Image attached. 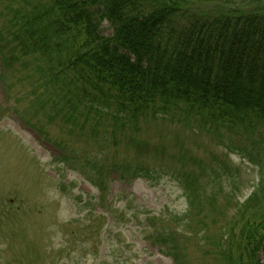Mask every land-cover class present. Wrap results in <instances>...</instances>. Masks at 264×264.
Segmentation results:
<instances>
[{
	"label": "trees",
	"instance_id": "1",
	"mask_svg": "<svg viewBox=\"0 0 264 264\" xmlns=\"http://www.w3.org/2000/svg\"><path fill=\"white\" fill-rule=\"evenodd\" d=\"M0 62L9 96L16 91L24 107L16 113L44 138L46 124H55L101 153L113 144L133 155L82 161L75 147L62 146L65 159L94 168L102 188L113 170L132 179L162 174L140 161L169 160L166 143L141 134L159 114L231 130L264 125V0H0ZM178 150L181 165L170 173L188 208L160 214L157 225L147 219L152 239L175 264L191 263L188 243L198 235L216 264H264V185L209 234L208 212L223 213L214 207L217 191L209 193L216 186L202 182L222 183V160L212 165Z\"/></svg>",
	"mask_w": 264,
	"mask_h": 264
},
{
	"label": "rangeland",
	"instance_id": "2",
	"mask_svg": "<svg viewBox=\"0 0 264 264\" xmlns=\"http://www.w3.org/2000/svg\"><path fill=\"white\" fill-rule=\"evenodd\" d=\"M1 73L0 62V264H175L152 239V229L145 227L153 216L158 218L157 225L160 214L181 216L187 211L185 191L170 173L178 169L180 146L194 160L201 158L212 165L222 160V183L202 182L209 191L216 186L209 193L217 191L214 207L223 213L208 212L209 234L220 232L236 212L235 205L264 185L263 124L253 129L236 125L231 130L226 124L205 127L199 119L188 122L159 114L157 120L143 122L141 134L152 144L166 143L169 160L162 165L150 154L140 161L160 168L162 174L132 179L113 170L104 174L102 188L94 168L85 172L79 163L65 159L62 146L75 147L82 161L95 155L103 159L117 151L120 158L133 155L113 144L101 153L92 141L87 145L82 139L72 140L55 124H46L50 138H42L37 128L16 113L20 103L16 91L9 96ZM190 166L198 167L193 162ZM198 236L188 243L190 264H216L214 257L205 254L212 245Z\"/></svg>",
	"mask_w": 264,
	"mask_h": 264
}]
</instances>
